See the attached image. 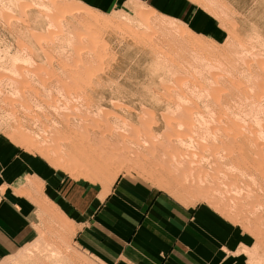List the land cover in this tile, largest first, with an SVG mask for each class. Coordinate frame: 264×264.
Returning <instances> with one entry per match:
<instances>
[{"label": "rangeland", "instance_id": "obj_1", "mask_svg": "<svg viewBox=\"0 0 264 264\" xmlns=\"http://www.w3.org/2000/svg\"><path fill=\"white\" fill-rule=\"evenodd\" d=\"M180 1L0 0V127L70 178L163 190L264 264V0ZM65 229L32 249L63 264Z\"/></svg>", "mask_w": 264, "mask_h": 264}, {"label": "crops", "instance_id": "obj_2", "mask_svg": "<svg viewBox=\"0 0 264 264\" xmlns=\"http://www.w3.org/2000/svg\"><path fill=\"white\" fill-rule=\"evenodd\" d=\"M151 2L167 13L184 8L180 0ZM46 220L65 224L63 264H247L163 190L125 174L107 185L70 178L0 127V264H53L32 249Z\"/></svg>", "mask_w": 264, "mask_h": 264}, {"label": "bare ground", "instance_id": "obj_3", "mask_svg": "<svg viewBox=\"0 0 264 264\" xmlns=\"http://www.w3.org/2000/svg\"><path fill=\"white\" fill-rule=\"evenodd\" d=\"M75 8V7H74ZM69 10H70V8H69ZM75 11V10H74ZM70 13V12H69ZM21 14V13H20ZM68 14V13H67ZM60 15V14H59ZM61 17H62V15H61ZM55 18H56V16H55ZM64 19V18H63ZM56 30V29H55ZM97 45V44H96ZM257 65V64H256ZM163 85V84H162ZM214 89V88H213ZM200 93H201V91H200ZM199 93V94H200ZM212 99V98H211ZM100 106V105H99ZM101 110V109H100ZM150 111V110H149ZM184 113V112H183ZM185 113H186V111H185ZM184 113V114H185ZM103 114V113H102ZM150 115V114H149ZM105 116V115H104ZM103 117V116H102ZM91 120H92V118H91ZM143 120V119H142ZM80 122V121H79ZM164 122V121H163ZM183 123V122H182ZM141 124V123H140ZM143 124V123H142ZM145 124V123H144ZM130 125V124H129ZM143 127V126H142ZM146 128V127H145ZM181 130V129H180ZM187 131V130H186ZM143 132V131H142ZM148 132V131H147ZM127 134V133H126ZM139 138V137H138ZM170 144V143H169ZM172 145V144H171ZM200 145V144H199ZM258 146V145H257ZM172 147V146H171ZM152 148V147H151ZM173 148V147H172ZM132 150V149H131ZM210 166V165H209ZM255 166H257V165H255ZM258 170V169H257ZM260 170H262V169H260ZM189 174V173H188ZM262 175V174H261Z\"/></svg>", "mask_w": 264, "mask_h": 264}]
</instances>
